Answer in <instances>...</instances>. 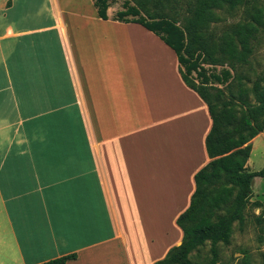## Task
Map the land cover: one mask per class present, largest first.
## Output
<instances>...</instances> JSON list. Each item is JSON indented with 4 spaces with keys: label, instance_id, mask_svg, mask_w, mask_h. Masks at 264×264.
<instances>
[{
    "label": "crops",
    "instance_id": "0c3cea01",
    "mask_svg": "<svg viewBox=\"0 0 264 264\" xmlns=\"http://www.w3.org/2000/svg\"><path fill=\"white\" fill-rule=\"evenodd\" d=\"M180 70L111 6L0 0V264H154L181 244L212 122Z\"/></svg>",
    "mask_w": 264,
    "mask_h": 264
},
{
    "label": "trees",
    "instance_id": "16d2710c",
    "mask_svg": "<svg viewBox=\"0 0 264 264\" xmlns=\"http://www.w3.org/2000/svg\"><path fill=\"white\" fill-rule=\"evenodd\" d=\"M112 1L94 0L101 19H107ZM178 2L128 0L115 18L143 26L175 52L185 85L206 104L212 122L205 139L211 161L195 174L190 205L176 220L182 242L154 264H217V245L228 244L234 223L244 222L253 180L264 178V169L246 170L251 141L264 131V69L255 72L251 64L264 34V0H186L184 9ZM238 9L243 18L217 36L212 25L220 22L218 11ZM202 66L227 69L208 73ZM207 242L210 255L201 258L199 251ZM74 258L42 264H66Z\"/></svg>",
    "mask_w": 264,
    "mask_h": 264
},
{
    "label": "rangeland",
    "instance_id": "374dc122",
    "mask_svg": "<svg viewBox=\"0 0 264 264\" xmlns=\"http://www.w3.org/2000/svg\"><path fill=\"white\" fill-rule=\"evenodd\" d=\"M128 0H113L110 6L113 8V17L123 10L124 2ZM186 0H179L178 7L185 8ZM181 15H186L177 9ZM180 15V16H181ZM220 22L212 25L214 33L219 36L222 28L234 24L243 18L242 9L233 12L218 11ZM179 17V16H178ZM131 19L130 17L128 18ZM179 25V24H178ZM252 70L261 72L264 69V34H261L260 41L254 51ZM208 73L220 72L226 67L202 66ZM227 69V68H226ZM184 71V69H183ZM193 73L192 78H195ZM224 88L225 85L217 86ZM252 151L246 164V170L255 172L264 169V131L251 141ZM217 264H264V178H255L252 185V197L249 205L244 211V222L240 225L234 223L230 241L228 244H218ZM201 258L210 255V243L207 242L200 249Z\"/></svg>",
    "mask_w": 264,
    "mask_h": 264
}]
</instances>
